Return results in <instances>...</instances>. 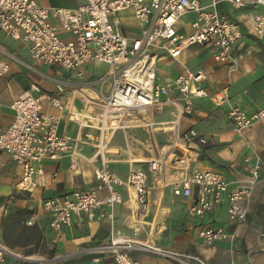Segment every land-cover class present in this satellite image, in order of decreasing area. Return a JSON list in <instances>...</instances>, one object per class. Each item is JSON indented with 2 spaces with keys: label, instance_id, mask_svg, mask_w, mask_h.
Segmentation results:
<instances>
[{
  "label": "built area",
  "instance_id": "2783aa9c",
  "mask_svg": "<svg viewBox=\"0 0 264 264\" xmlns=\"http://www.w3.org/2000/svg\"><path fill=\"white\" fill-rule=\"evenodd\" d=\"M75 1H79L76 8L66 9L44 8L34 0H0V33L26 44L34 63L75 73L79 82H61L59 91L72 88L84 99V109L78 114L69 113L68 120L76 122L82 130L89 128L98 132L93 140L87 135L69 138L58 133L59 119L44 113L42 97L27 93L15 100L11 106L15 114L13 124L0 133V151L7 153L22 168L15 189L32 193L43 185L44 161L69 157L70 170L77 171L80 160L84 159L90 164L99 163L94 171V186L43 201L50 228L56 233L75 224L82 227L87 221L113 222L115 208L124 203L120 188L127 189L128 202L133 200L137 206L138 222L147 214L151 191L162 193L167 187L172 188L175 198L193 200L189 208L191 218L211 213L226 196L229 221L234 224L246 221L248 208L245 202L260 177V166L253 169L248 183L235 189L220 171L192 168L193 160L189 154L193 148L208 145V140L196 130L183 135H179L178 130L173 131V145L157 149L156 157L149 162V171L154 176L152 188L148 185L147 174L141 169L131 168L126 179L113 173L109 148L118 131L151 126L142 116L163 107L166 102L176 106L178 100L183 103L176 123L183 114H193L196 100L209 99L217 107L225 105L226 95H212L200 87L206 80L202 70H186L173 80L161 79L159 60L163 57L177 60L187 50L203 47L213 50L217 63L236 67L238 61L234 52L243 37L242 27L221 14L218 6L226 3L238 10L248 6L263 8L249 22L254 36L263 39L264 0L250 3L209 0L206 5L199 0ZM126 12H131L140 25L138 31H133L136 38H129L127 31L121 28L120 15ZM191 14L196 15V20L185 27L182 19ZM0 53L6 57L0 62V77H3L10 71V61L16 59L6 52ZM89 63L103 64L107 70L95 79H86L85 67ZM83 88L89 89L94 96L83 92ZM173 94L177 95V100H170ZM47 99L53 107L62 108L58 98ZM227 115L237 133L257 124L264 126V109L248 115L239 107L230 106ZM83 145L94 148L93 156L85 158L79 153V147ZM166 171L172 173L169 180ZM28 223L32 225V221ZM116 237L120 236L112 235L109 244L98 251L111 257L114 264H139L134 257L137 252L177 264H205L195 256L155 245L145 246L132 241L116 243ZM199 237L206 246L212 247L230 236L223 229L205 227L200 228ZM8 254L9 251L0 244V264L6 263Z\"/></svg>",
  "mask_w": 264,
  "mask_h": 264
},
{
  "label": "crops",
  "instance_id": "0c3cea01",
  "mask_svg": "<svg viewBox=\"0 0 264 264\" xmlns=\"http://www.w3.org/2000/svg\"><path fill=\"white\" fill-rule=\"evenodd\" d=\"M34 1L44 8L74 9L79 4L75 0ZM218 10L242 27L243 37L234 52L238 65L217 63L211 48L194 47L177 60L161 58L158 75L161 79L173 80L186 70H202L206 80L200 87L212 95H226L227 103L217 107L209 99L196 100L193 114H183L179 123L176 122L183 107L181 100L177 106L166 102L163 107L146 113L142 118L151 126L141 125L114 135L109 148L110 169L122 179H126L131 168L141 169L147 174L148 185L152 188L154 176L149 171V162L156 157L157 149L173 145V131L178 130V134L183 135L194 129L208 140V145L193 148L189 154L193 160L192 168L220 171L235 189L248 183L253 169L260 166V177L245 202L248 208L246 221L241 224L229 221L226 196L211 213L191 218L189 208L193 200L175 198L172 188L167 187L162 193L151 191L147 214L138 222L135 216L137 206L133 200L128 202L127 189L120 188L124 203L115 208L113 222L87 221L82 227L75 224L56 233L50 228L43 201L91 189L99 163L90 164L81 159L78 170L71 171L69 157L44 161L45 183L32 193H25L15 189L22 168L7 153L0 151V244L9 251L5 264H114L111 257L98 252L109 244L114 234L145 246L156 245L175 253L192 255L205 264H264V238L260 239L264 235V126L257 124L237 133L227 115L230 106H237L248 115L264 109V38L257 39L249 26L252 17L263 8L248 6L238 10L221 3ZM124 14L134 22L123 29L131 33L138 31L140 25L133 14ZM0 51L16 59L10 61L9 73L0 77V133L13 124V102L30 93L43 98L44 113L59 119V134L69 138L87 135L92 140L98 135L96 130H82L76 122L68 120L69 113L78 114L84 109V99L72 88L59 91L61 82H79L73 71L34 63L26 44L3 33H0ZM5 60L0 53V62ZM106 70L107 66L103 64L89 63L85 67L86 79H95ZM83 92L94 96L87 88H83ZM48 97L58 98L62 108L53 107ZM171 99L177 100V95H171ZM94 152L91 146L79 147V153L85 158L93 156ZM171 176L172 173L166 171V179ZM205 227L223 229L230 237L208 247L199 237L200 228ZM134 257L139 264H174L140 252Z\"/></svg>",
  "mask_w": 264,
  "mask_h": 264
},
{
  "label": "rangeland",
  "instance_id": "374dc122",
  "mask_svg": "<svg viewBox=\"0 0 264 264\" xmlns=\"http://www.w3.org/2000/svg\"><path fill=\"white\" fill-rule=\"evenodd\" d=\"M203 5H206V4H208L209 3V0H199ZM219 9L221 10V11H223L224 10V8L222 7V6H220L219 7ZM196 20V15H194V14H191V15H188V16H186V17H184L183 19H182V23H183V25L185 26V27H189V25L193 22V21H195ZM120 22H121V28H127V27H129V25L132 23V22H134V20H129V19H127V14L125 15V14H121L120 15ZM127 36L129 37V38H136L137 36H136V34H134V33H130V32H127ZM45 71H47V70H45ZM183 123H185L186 124V119H184L183 120ZM135 148H136V146H135ZM156 246V245H155ZM156 247H158V246H156ZM159 248H161V247H159ZM162 249H165V248H162ZM165 250H167V249H165ZM149 255V254H148ZM153 256V255H152ZM156 257V256H155ZM169 261V260H168ZM171 263H174V264H177V263H175V262H173V261H170Z\"/></svg>",
  "mask_w": 264,
  "mask_h": 264
},
{
  "label": "bare ground",
  "instance_id": "6f19581e",
  "mask_svg": "<svg viewBox=\"0 0 264 264\" xmlns=\"http://www.w3.org/2000/svg\"><path fill=\"white\" fill-rule=\"evenodd\" d=\"M114 240H115L116 243H120V242H124V241H132L133 243H138V242H136L134 240L118 238V237H116ZM138 244H140V243H138ZM141 245H143V244H141Z\"/></svg>",
  "mask_w": 264,
  "mask_h": 264
}]
</instances>
